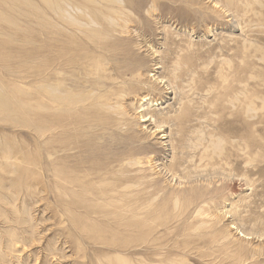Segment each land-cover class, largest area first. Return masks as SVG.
Returning <instances> with one entry per match:
<instances>
[{
	"label": "rangeland",
	"instance_id": "374dc122",
	"mask_svg": "<svg viewBox=\"0 0 264 264\" xmlns=\"http://www.w3.org/2000/svg\"><path fill=\"white\" fill-rule=\"evenodd\" d=\"M131 1L0 0V264H264V0ZM75 25L103 26L127 53L115 64H140L144 82L91 107L104 126L84 129L65 161L76 169L51 186L44 53L49 29ZM143 185L146 247L107 214Z\"/></svg>",
	"mask_w": 264,
	"mask_h": 264
},
{
	"label": "bare ground",
	"instance_id": "6f19581e",
	"mask_svg": "<svg viewBox=\"0 0 264 264\" xmlns=\"http://www.w3.org/2000/svg\"><path fill=\"white\" fill-rule=\"evenodd\" d=\"M90 1H93V0H90ZM131 4H132L131 0H125V5L130 6ZM83 7L89 8L90 12L93 11V10H91L93 7H91L87 3L83 4ZM75 19H77V17ZM91 19L94 20L92 17H91ZM88 31H89V33L85 34V37H83L82 35H80L81 33H83V31L75 25L74 28L72 29L71 33H66L64 31H58L56 29H49L48 37H47V34L45 35V37L48 38V41H47L48 43H46L47 47H48L47 53H44V54H47V57H45L46 60L43 59L44 61H46L45 64L44 63L43 64L44 65L47 64L46 65L47 66V70H46L47 74L45 75V77H46L45 81H47L48 85H50V87L52 88V91L49 92L51 95L50 100L47 102L48 103L47 107L49 109L47 111H49V112L47 113V115L46 114L43 115V116L46 115L44 119L47 121V130L49 131V134L47 136H48V140H50L49 146L47 149V153H48L47 155L48 156H47L46 161H45V167H46V169L50 170L52 175H53L52 176L53 178L49 179L51 186H56V184H57V180L54 179L55 178L54 174L60 175V177L64 176L65 180H63V179L62 180L60 179V180L65 182V181H67V179H66V175L68 173L67 171H69V169H71V171H74L76 169L75 165L70 167V164L68 163L69 165H67V163L65 161H67V159L70 156V154H69L70 150L80 149V147L82 145V143H81L82 141L79 139L80 134L82 132H84L85 130L87 132L92 131L96 125H97V127L104 126L105 121H106V116H104V114L101 116V113L99 115V112L96 113L97 110H95V109H92V111H90L91 107H94V106H106L107 107L110 105V100L112 99L111 97H114L115 100L117 101L120 94H123L125 92L126 93L127 92H133L134 93V92L138 91L137 84H141L142 82H144L140 78L142 76V66L140 64H138L136 62H132V64L130 66H125L123 69H120V67H118L115 64L116 63L115 60L117 58H125V55H127V53H125V52L122 53L120 51H116L114 43L110 40V38L106 37L107 36L106 30L103 26H100L99 28H94V29L88 30ZM78 33H80V34H78ZM91 33H93V35ZM126 38H128V37H126ZM46 40L47 39H45L44 41H46ZM34 41H37V40H34ZM121 41H123V40H121ZM114 42L117 43L116 40ZM142 42H143V39H142ZM131 43H130V45H131ZM139 43H138V45H139ZM143 44L145 45L144 42L142 43V45ZM147 45H149V44H147ZM147 45H145V46L147 47ZM45 46H43V47H45ZM37 47H39V45H37ZM34 48H36V47L34 46ZM34 48H33L34 51H36V49H38V48H36V49H34ZM38 52H41V49ZM134 53H135V51H134ZM44 54L42 53V55H44ZM37 55H41V54H37ZM37 57L40 58L39 56H37ZM133 60L135 61V59H133ZM108 65H110V67H107ZM106 71H109V72L112 71L113 73L112 74H105ZM105 79L118 80V82H120L122 85L120 87H117L114 84H112L109 87V86H107L108 83H106ZM131 80L134 81L136 84L129 83L127 86H124V84H126L127 82H130ZM158 82H161V81H158ZM43 83H44V80H43ZM145 83H146V81H145ZM155 84H157V83H153L150 86H148L147 84L146 85L149 87V89L151 91L154 92V90L156 89ZM70 88H72V89H70ZM140 88H142V87L140 86ZM63 91H65L67 93L69 92L71 94L72 98L68 97V94H66V93L62 94L61 92H63ZM93 91L96 93L93 94V96H91V92H93ZM55 92L60 93V95L52 94ZM37 93H39V91H37ZM39 94H41V93H39ZM64 95H67V96H64ZM145 100L146 99L144 98V96H142L141 101H145ZM85 111L91 112V113L87 114ZM149 111H148V113L152 114ZM83 112L86 113L91 118L89 120L87 118H86L87 120H85V119L83 120L82 119ZM97 114L99 115V117H96ZM43 116L39 115V113H34V115H32V117H34V119L37 120L38 122L42 121ZM147 116H148V114H147ZM92 117H94V118H92ZM107 117H109V116H107ZM111 117L112 116H110L109 118H111ZM141 117H142V119L140 121H144V122L149 120L150 118H152L151 124L153 123V127H151V128H154V131L160 132L163 130L162 129V125H164V124H162V123H164L162 121L163 119L161 120V122H162L161 123L160 120H156V118L155 117L153 118L152 115H149V117H146V116H141ZM111 119H113V118H111ZM83 123L86 124L84 126V128L82 126ZM36 124H39V123H36ZM146 128H148V127L146 126ZM42 133H44V132H41V134ZM82 135H83V133H82ZM141 137H139V139ZM143 137H144V135H143ZM40 140H42V139H40ZM141 142H143V141L140 139V143ZM141 144H143V143H141ZM84 145H83V147H84ZM85 147H86V145H85ZM171 148H172V146H171ZM12 157H14V156L12 155L10 158H12ZM7 158H8V153H5L4 154V160ZM9 160H11V159H9ZM36 160H35V162H36ZM15 164H16V162H15ZM34 165H35V163H34ZM94 166L97 169L96 173H99V172L102 174L107 173V170H106L107 167L102 168V167H99L97 165H94ZM42 168H43V166H41V169ZM10 170H12V169H10ZM167 170L169 172L172 171V169H170L168 167H167ZM21 171H22V169H21ZM26 175H28V174L26 173ZM96 175L98 176V174H96ZM171 175L174 176V173ZM93 179H94V177H93ZM135 181L136 180L127 179L126 182L128 184H131L133 182L135 183ZM122 182L123 183H120V184L127 185L124 181H122ZM1 184H2V182H1ZM29 184H30V182H29ZM120 184H119V186H120ZM117 186H118V184H117ZM115 188L116 187L110 188L109 192L115 191ZM144 189H145V186L143 185L139 191H131V192L126 191V192L121 193L120 196L115 199V201H124L125 206L112 209V210L108 211L107 214L110 215L112 217V219L115 221L120 220V217H122V216H126V220H127L126 225L129 227V229H128L129 236L132 238V240L136 239V243H138L140 245H144V247H146L150 244V240H149L150 232L148 229H144V230L138 229L139 226H143V225H145V223H147L148 220H151V218H150L151 213H148L147 210L144 211V208H145V205H144V203H145V194H144L145 191H144ZM140 192H141V194H143V195H140L141 197H139ZM63 194L66 195V193H63ZM53 197L56 200H58V197L56 195ZM62 198H64V197H62ZM196 199L197 198H195V200ZM111 200H113V199L111 198ZM196 201H194L195 202L194 204L197 203ZM61 205L64 206L63 204H61ZM71 225H73V224H71ZM55 227H57V226H55ZM57 240H59V239H57ZM15 241L16 240L12 239L10 242H13L12 244H14ZM15 245H16V243H15ZM27 245H29V244H27ZM32 245L33 244H31V246ZM55 245H56V243H55ZM24 246H26V245H24ZM26 247H28V246H26ZM22 248H23V245H22ZM49 249L51 250V252L57 253V251L54 252V250H56L57 247L52 245ZM165 259L166 258L161 257L160 262H163ZM34 261H35V258H34ZM169 261H170V259H169ZM144 264H149V263L144 262Z\"/></svg>",
	"mask_w": 264,
	"mask_h": 264
}]
</instances>
